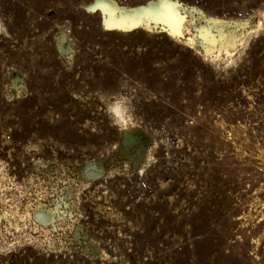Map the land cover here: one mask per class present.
Masks as SVG:
<instances>
[{
	"label": "rangeland",
	"instance_id": "obj_1",
	"mask_svg": "<svg viewBox=\"0 0 264 264\" xmlns=\"http://www.w3.org/2000/svg\"><path fill=\"white\" fill-rule=\"evenodd\" d=\"M0 264H264V0H0Z\"/></svg>",
	"mask_w": 264,
	"mask_h": 264
},
{
	"label": "bare ground",
	"instance_id": "obj_2",
	"mask_svg": "<svg viewBox=\"0 0 264 264\" xmlns=\"http://www.w3.org/2000/svg\"><path fill=\"white\" fill-rule=\"evenodd\" d=\"M166 4L168 6L170 5L169 3H160L159 1H155L148 3L146 6H142L136 9L119 8L121 10L120 12L122 13H115V15L106 18V25L109 24L111 26L118 27L123 30H130L138 25H144L147 28H151L152 20L157 23L159 20L165 18V16L167 15V12L165 10ZM98 6L101 5L98 4ZM213 23L214 25H216V23H221V21L214 20ZM171 25L174 26L172 23ZM189 41L193 42L194 39H190Z\"/></svg>",
	"mask_w": 264,
	"mask_h": 264
},
{
	"label": "clouds",
	"instance_id": "obj_3",
	"mask_svg": "<svg viewBox=\"0 0 264 264\" xmlns=\"http://www.w3.org/2000/svg\"><path fill=\"white\" fill-rule=\"evenodd\" d=\"M127 109V101L124 97L116 98L107 106V114L110 121L115 125L118 124L122 113Z\"/></svg>",
	"mask_w": 264,
	"mask_h": 264
},
{
	"label": "snow or ice",
	"instance_id": "obj_4",
	"mask_svg": "<svg viewBox=\"0 0 264 264\" xmlns=\"http://www.w3.org/2000/svg\"><path fill=\"white\" fill-rule=\"evenodd\" d=\"M165 7H167V4ZM165 20L169 23H172L174 27L179 30L178 34H183L184 21L178 14L173 12L170 15H166Z\"/></svg>",
	"mask_w": 264,
	"mask_h": 264
}]
</instances>
